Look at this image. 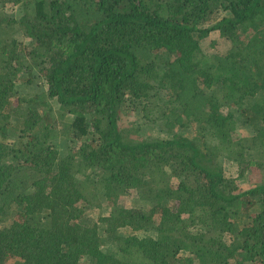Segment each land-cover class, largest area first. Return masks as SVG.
Masks as SVG:
<instances>
[{"label": "trees", "instance_id": "1", "mask_svg": "<svg viewBox=\"0 0 264 264\" xmlns=\"http://www.w3.org/2000/svg\"><path fill=\"white\" fill-rule=\"evenodd\" d=\"M213 31L228 46L207 55ZM127 100L166 137L128 138L144 129L119 127ZM236 114L251 137L233 138ZM219 154L256 180L238 188ZM12 259L264 264V0H0V264Z\"/></svg>", "mask_w": 264, "mask_h": 264}, {"label": "rangeland", "instance_id": "2", "mask_svg": "<svg viewBox=\"0 0 264 264\" xmlns=\"http://www.w3.org/2000/svg\"><path fill=\"white\" fill-rule=\"evenodd\" d=\"M3 10L5 11V12L3 11L5 16L18 19L23 13L24 7H21L19 5L18 6L9 5L6 6ZM200 44L202 51L207 55L222 53L228 46V42L220 36L218 31L211 32L207 38L203 39L200 42ZM248 108H249V103H246L245 107L243 108L244 109L243 112L247 111ZM239 115L240 114H236L235 130L232 131L233 138L237 140L245 139V137H251L253 135L249 125L242 123L241 117ZM119 116L120 118L118 124L121 129L129 128L131 126H139L142 129H144V131H139L140 133L138 134L136 133L128 134L127 137L130 139L134 138L139 140L145 137H154V138L166 137L163 131H159L158 129L159 125L156 127V125L159 122L156 121L153 123V120L156 118H152V121L147 120L142 114H140V112L138 111L135 105L129 103V100L125 102V106L122 107V111ZM196 129H197L196 125H193L192 127H190L188 131H186L185 134L191 136L194 133L195 135ZM202 139L204 140L202 141L203 144L202 143L201 144L204 145V142H207V144L211 148V152H215V147L217 144L214 140L210 138L208 132H205L203 134ZM54 145L58 151L59 150L64 151L67 148H69L70 143L68 140L66 141L65 139H58L54 142ZM219 156L221 155L219 154ZM219 160L221 162L225 175L237 179L238 188H240L241 190L246 189L247 186H249L252 182L256 180L257 176L248 173H245L243 178L238 179V165L235 164L234 162H229L227 160H224L222 156L219 157ZM120 200L121 203L126 208H138V209L146 208V204L144 202H139L137 198L125 196L122 197ZM7 264H20V262L17 259H12Z\"/></svg>", "mask_w": 264, "mask_h": 264}]
</instances>
